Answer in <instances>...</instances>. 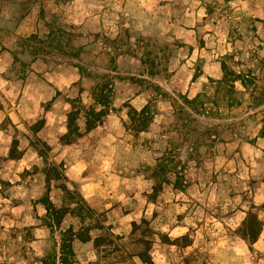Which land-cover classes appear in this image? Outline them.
<instances>
[{
  "label": "rangeland",
  "instance_id": "rangeland-1",
  "mask_svg": "<svg viewBox=\"0 0 264 264\" xmlns=\"http://www.w3.org/2000/svg\"><path fill=\"white\" fill-rule=\"evenodd\" d=\"M87 1L0 0L1 20L15 22L17 28L25 20L17 41L0 40L1 47L5 43L17 48L15 66L3 76L56 87L62 75L67 88L61 93L62 103L52 107L62 114L71 109L68 99L81 96L87 106L84 101L103 80L114 84L117 104L140 94L136 105L151 102L156 114L148 131L135 136L123 124L124 136L102 144L112 150V173L138 177L139 193L152 191V174L160 159L167 166L162 179L169 182L148 213L134 221H148L134 235L130 218L121 219L119 212L108 217L96 210L87 223H112L113 233L123 238L99 251L93 243L77 241L71 263L142 264L130 256L141 248L135 241L142 234L152 241L155 264H253L264 259L259 254L247 263L250 255L243 258L247 249L236 239L254 206L255 184L264 176V154L253 157L244 147L254 143L264 127V0H160V8L153 2L136 15L113 9L115 0H101V6L89 8ZM97 12L101 17L88 21ZM79 16L85 22L77 24ZM33 17L40 22L36 32L27 19ZM36 60L46 65L41 72L32 68ZM223 60L249 75V89L236 83V92L228 94L219 87ZM78 67L81 80L74 82ZM182 97L199 99L190 119L182 112ZM0 107L5 114L10 110L5 104ZM10 144L11 138H0V264H43L45 257L52 262L62 231L71 225L79 229L80 221L68 215L61 230L45 226L46 211L38 202L46 193L42 180L33 181L29 191L12 189L14 185L4 180L15 182L19 175L17 167L6 162ZM38 172L32 170L33 175ZM52 185L50 196L60 207L63 193ZM138 202L147 209L142 199ZM104 233L92 231L94 237ZM184 233L193 240L187 248L163 242V236L175 239ZM116 245L122 248L116 251Z\"/></svg>",
  "mask_w": 264,
  "mask_h": 264
},
{
  "label": "crops",
  "instance_id": "crops-1",
  "mask_svg": "<svg viewBox=\"0 0 264 264\" xmlns=\"http://www.w3.org/2000/svg\"><path fill=\"white\" fill-rule=\"evenodd\" d=\"M115 1L113 9L124 11L129 10V13L133 15H136L137 11L142 13L145 9H148L149 6L153 7V2H158V6L155 8H160V0ZM100 2L103 1H87V8L99 7L101 6ZM79 17L80 19L82 18L81 16ZM79 17L78 20H80ZM99 17H101V14L100 12H97L94 14V17L89 18L88 21L96 22ZM27 19H29V24H32V27L30 25L32 32H36L38 26H40L38 18L33 17L32 21H30L31 18ZM85 20L86 18H82L79 23H76L81 24L82 22H85ZM102 20L105 21L104 18H102ZM24 21L25 20H23L17 28L15 22L0 19V40L3 39L8 41L12 39L14 42L17 41L21 36V31L23 30L25 24ZM136 21L137 19L132 20V22L135 23ZM159 22V20L156 21L157 24ZM13 23L15 25H12ZM142 23H144V21L141 20V24ZM16 49V46L7 45L5 43L2 47L0 46V103L1 105L5 104L10 107V110H6V114L4 110L5 108L2 109L0 107V138H11V144L5 158L6 162L17 167L19 174L17 181L15 182L10 179L4 180H7V182L14 185L12 186V189L20 187L22 191H29V186H31L33 184L32 182L36 181L38 178L42 180L43 187L45 186L46 188L45 174L43 172L45 163L39 156L36 148L32 146L31 143V141H34V139L38 137L51 147L49 161L57 165H64L65 173L70 183H74L80 189L84 198L93 209L106 212L108 217L114 216L117 212H119V217L121 219L126 220L127 218H130L133 222L137 220L139 215L140 217H143L146 212L148 213V208L154 206L155 204L148 202L146 195H143V191L142 194L139 193V189H141L139 187L141 186V180L138 179V177L125 178L112 173L115 171L116 166L112 156L110 155L112 150L107 146L115 137L124 136V131L127 130L125 124L128 123V108L125 107V104H130L137 110H140L148 102L145 105L143 104L138 107L136 104L141 97L139 94L136 97L133 96V98H124L121 103L117 104L115 96L112 104V107L115 110L108 115L103 125L85 133L84 136L75 144L61 145L59 138L67 132V114L69 111L62 114L52 107H56L59 103H62L61 93H64L67 87H65V85L61 82H63L66 78L61 75L59 77L60 83H56V87H52L47 83L18 82L5 79L3 75L6 74L10 68L12 69L15 66ZM36 64H39L38 67L40 70H37ZM42 65L46 66L36 60L32 63V68L36 72H41ZM45 73L44 77L49 74L47 71ZM32 74H34V72H32ZM74 76L77 77L74 82L81 80V74L79 72L74 74ZM86 92L87 91H84L82 94ZM48 102H50L51 107L45 108L44 104ZM84 103L87 106L94 104L93 96L90 95L88 101H84ZM65 104L69 105L67 102ZM38 118L45 119V125L37 134H35L32 127L38 121ZM123 124L125 126V130ZM78 125L80 130L84 133L86 131V125L83 114L78 119ZM129 133H131L130 130ZM143 133H140L139 135ZM14 139H16L19 143L18 150L21 153L20 159L9 158L11 145ZM92 143H95L96 145H91ZM102 143L108 145H103ZM244 147L245 150L248 151V154H251L253 157H258L260 153L264 154V136H258L254 143H246ZM33 169H40V172L33 175ZM118 171L119 174H122L120 170ZM53 183L58 185L57 182ZM255 185L256 187L254 188L255 192L253 196L254 206L257 208L262 207V209L259 210V216L264 223V176L262 180L257 182ZM139 195L140 198H138ZM141 199L142 202H144V207L147 206L146 210L145 208H140L141 203L138 201ZM5 200L9 201L8 199ZM135 200L138 201L136 202ZM54 203L56 204V202ZM127 204L130 205L128 206ZM132 204H134V206H132ZM0 206L2 205L0 204ZM111 225L112 223L107 224V226ZM182 227V229L186 228L185 226ZM111 230L115 233V228H112ZM188 231L189 229L187 228V232ZM236 239L240 240L247 249L243 258L247 257L248 254L250 255L247 263L251 260H255V255H264V226L258 240L253 244L252 250L249 249L248 244L242 239V237L238 236ZM77 241L79 240H76L75 242ZM89 243L93 242L91 241L82 244L87 245ZM253 264H264V259L260 258L258 262L255 261Z\"/></svg>",
  "mask_w": 264,
  "mask_h": 264
},
{
  "label": "trees",
  "instance_id": "trees-1",
  "mask_svg": "<svg viewBox=\"0 0 264 264\" xmlns=\"http://www.w3.org/2000/svg\"><path fill=\"white\" fill-rule=\"evenodd\" d=\"M29 38H37L36 35H31ZM222 77L217 81L219 87L226 90L228 94L236 92V83H240L245 89H249L250 83L248 81L249 75L232 69L227 61L223 60L221 63ZM80 74L81 68L78 67ZM94 104L90 106H84L81 96L76 99H68L67 101L71 105V110L67 114V132L60 136L59 140L61 145H72L77 143L85 133H88L98 126H101L106 121L108 115L115 109L112 107L114 99V84L111 81H101L94 88L92 93ZM198 97L189 99L188 97H182V112L190 119L191 112H195L198 102ZM233 104V103H231ZM128 108V123L125 125L135 136L140 133L147 132L151 124L154 121L155 112L152 111L151 102H148L142 109L137 110L130 104H125ZM204 107V105L202 106ZM85 117L86 131L83 133L78 125V119L81 115ZM45 125V119L38 120L32 127L35 134H37ZM260 136H264V127L260 132ZM39 154L44 160L45 168L43 170L45 174L46 193L39 199V203L45 208L46 215L43 218L45 226L50 230H61L62 224L66 216L71 215L80 221V228L75 229L72 225L66 230L62 231L61 241L59 245V252L54 255L53 261H50L49 257H45L41 260L43 264H72V259L75 258L74 242L79 240L82 243L93 242L97 251L100 248L110 247L116 240H121L122 235H117L112 232L111 226H105L103 222L94 221L93 224H88L87 220H90L97 214V211L93 209L86 199L84 198L80 189L74 184L70 183L66 176L64 165L55 164L49 161V153L51 147L38 137L31 141ZM18 141L13 140L9 158L20 159L21 153L18 150ZM167 172V166L160 159L153 171L152 178L155 180V184L152 187V191L147 193V200L151 203H156L160 193L163 191V186L168 183L169 180L162 176H165ZM57 182V188L63 193L62 205L58 207L50 197V191L52 183ZM175 189H179L177 183L174 184ZM143 224H148L146 218H142L141 223L133 222V229L131 235H134ZM264 223L259 216L258 208L253 206L247 212V215L240 228L242 239L248 244L249 249H253V244L258 240ZM105 231L104 234L93 237L91 232L93 230ZM145 235H141L136 239L135 243L141 248L131 256L139 258L142 264H155L151 255L152 241L147 240ZM163 242L169 245L179 246L181 248H187L193 244V240L190 234L187 233L175 239H171L168 235L163 236ZM116 251H119L122 246L116 245Z\"/></svg>",
  "mask_w": 264,
  "mask_h": 264
}]
</instances>
